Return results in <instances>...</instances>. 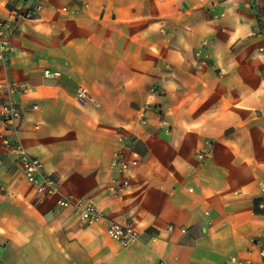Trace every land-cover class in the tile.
<instances>
[{"label":"crops","instance_id":"0c3cea01","mask_svg":"<svg viewBox=\"0 0 264 264\" xmlns=\"http://www.w3.org/2000/svg\"><path fill=\"white\" fill-rule=\"evenodd\" d=\"M9 1L37 23L10 21ZM0 16V82L27 87L21 142L107 217L84 223L38 194L5 149L0 264H263L264 0H0ZM116 152L131 177L118 192ZM127 220L139 238L122 245L107 227Z\"/></svg>","mask_w":264,"mask_h":264},{"label":"built area","instance_id":"2783aa9c","mask_svg":"<svg viewBox=\"0 0 264 264\" xmlns=\"http://www.w3.org/2000/svg\"><path fill=\"white\" fill-rule=\"evenodd\" d=\"M80 3H85L86 0H77ZM64 11H69L67 6H64ZM10 26L5 18L0 16V65L7 62V55L10 52ZM57 71H45V76L52 77L59 75ZM27 87L17 84L16 82L1 83L0 82V120L3 125V132L0 134V155L5 149L11 150L16 159L21 163L26 180H28L36 189L38 194H51L59 196L57 206L62 209H69L76 218L84 223L107 222V217L100 212L98 207L92 202H84L72 196L61 193L58 181L53 179L52 175L45 171V163L40 157L33 155L19 138L20 125L24 117L23 108L19 107L14 100V95L25 93ZM152 93L157 94L159 89L152 87ZM88 97L86 89L82 88L78 91V98L83 101ZM153 105L146 104L141 115V122H147V112ZM33 109H38L37 105ZM129 160L124 152H116L114 155V167L119 176L116 179V184L113 186V191L118 192L126 188L131 181L129 171ZM136 164V160L132 161ZM109 235L118 239L122 245H127L138 240L139 233L134 227L132 220L125 222H110L108 227ZM186 232V229H183ZM260 259L264 264V247L259 251ZM253 260L248 258H240L231 256L230 264H252Z\"/></svg>","mask_w":264,"mask_h":264},{"label":"rangeland","instance_id":"374dc122","mask_svg":"<svg viewBox=\"0 0 264 264\" xmlns=\"http://www.w3.org/2000/svg\"><path fill=\"white\" fill-rule=\"evenodd\" d=\"M6 7L10 9L11 16L8 18L10 21H15V24H18L20 21L27 24L34 25L37 23V18L41 15L37 12V8L27 6L23 1H9L6 4ZM150 104V103H149ZM153 105V104H150Z\"/></svg>","mask_w":264,"mask_h":264}]
</instances>
